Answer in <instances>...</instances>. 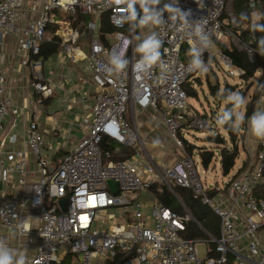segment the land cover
<instances>
[{
  "label": "built area",
  "instance_id": "1",
  "mask_svg": "<svg viewBox=\"0 0 264 264\" xmlns=\"http://www.w3.org/2000/svg\"><path fill=\"white\" fill-rule=\"evenodd\" d=\"M21 2L0 0V43L4 36L16 37L22 64L35 72L40 63L30 58L39 55L47 29L56 25L61 50L87 62L97 93L87 136L55 166L42 154L45 144L37 122L26 123L27 152L39 173L35 182L26 184L24 152H7L0 159V182L13 181L14 188H22L20 197L12 192L2 197L0 227L36 241L32 257L10 264H62L67 255L80 264H264L259 233L264 228V199L253 194L264 185V136L259 135L253 166L224 188L231 208L211 197L212 189L203 180L205 170L184 154L187 121V128L200 132L211 128L204 116L191 113L187 119L184 85L198 75L197 62L210 55L227 76L240 78L243 72L237 73L232 58L216 46L226 37L253 60V50L227 27L238 24L226 0H45L38 18L23 27L16 24L25 13ZM248 8L260 13L259 0H248ZM82 16L89 19L82 21ZM103 16L113 33L100 29ZM78 19L84 34L70 26ZM81 36L88 39L85 55L77 44ZM149 41L151 47L145 48ZM32 86L36 104L51 96L48 85ZM129 111H135L132 117L145 111L158 113L177 150L175 156L178 151L184 155L173 165L156 163L147 151L148 140L128 120ZM17 114L18 107L6 93L5 71L0 69V132L4 119ZM7 143L15 144L16 136L10 135L0 146ZM121 148L131 150V155L113 160ZM109 181L115 183V193ZM155 185L172 193L173 188L191 190L193 199L218 218L219 235L204 232L201 240L185 237L188 224L195 222L188 210L180 214L154 198L141 199L142 192ZM26 204L36 212L35 228L23 214ZM240 207L245 216L239 227L234 208ZM199 245L204 247L203 256L197 252Z\"/></svg>",
  "mask_w": 264,
  "mask_h": 264
},
{
  "label": "crops",
  "instance_id": "2",
  "mask_svg": "<svg viewBox=\"0 0 264 264\" xmlns=\"http://www.w3.org/2000/svg\"><path fill=\"white\" fill-rule=\"evenodd\" d=\"M44 1L45 0H22L21 3L23 8L25 9V13L22 17L16 20V24L23 27L28 23L34 22L39 16V11L41 10ZM226 1L230 4L232 0ZM229 4L227 3V6H229ZM261 15V12L257 14L250 11L251 22L256 25L260 24L262 21H264V19H262L264 15ZM78 26L76 25L74 26V28L78 29L79 32H82V34H84V30L81 27L79 28ZM149 31L153 33L154 26H152ZM50 34L54 35V32ZM47 36L46 40L50 38V35ZM82 39H84L87 43L88 39L85 36H81L77 42V44L80 45L81 52L83 53V55H85L88 52V44L82 41ZM16 45L17 40L14 36H4L1 39L0 69H3L5 71L6 93L9 95L12 104L18 107V114L16 116H7L4 119L3 130L0 132V143L2 140H7L10 135L16 136V143L13 145L7 143L5 147L0 146V159H4L7 152H24L28 161L25 181L26 184L29 185L38 179L39 173L35 161L27 152L24 132L26 123L31 120H35L37 122L38 128L41 132L45 144L42 154L48 158L51 166H55L65 155L72 152L76 148L77 144L87 136L88 124L91 116V108L97 90L93 83L91 71L87 66V62L81 58H70L67 54H65L60 48V40L57 51L51 56L47 58H42L40 56H34L30 58L32 62L37 61L38 63H40V65L35 69V72H33L28 66H24L22 64L23 55L20 52L16 51ZM210 58L211 56L208 55V58H205L206 62L205 60L197 62L199 73L188 82L187 87L196 93L195 97H197L198 94L195 88H201V82L205 83V81L206 84L208 83V85L211 87L212 85L209 84V78L211 76H216V74L214 73V69L216 68V66ZM207 62L209 63V65ZM203 77L204 80H202ZM35 82H41L48 85V87L52 91L51 96L43 98L40 104L35 103L38 97L32 86V84ZM261 92L262 93H260L257 107L254 113L258 115H264V90H261ZM211 96L214 97L213 95ZM42 104H45L49 108L56 106L57 108L61 109L62 111H60L65 115L64 118L66 119L63 121H58L57 126L54 125V115L48 113L45 109H42ZM226 111L230 113L231 108ZM190 113L191 112H189V109H187L188 120L190 119ZM138 115L135 117L128 115V117L130 116V122L138 127L141 136H144L149 142L151 141V138L155 136V134H158L157 132L161 128L159 125L156 126V124H148V122L144 121L141 118L140 114ZM156 117H158L159 120L161 119L159 115H156ZM213 118L214 120L216 119V114H214ZM142 121L145 124L144 127H146L145 130L143 129V131L145 132L144 135V132L140 131V123H142ZM63 127L67 128L71 132V134L77 136V138H74L73 140L74 142L76 141V144L72 147H69L68 149L62 147L61 143H58V138L55 139L57 136H59V132L63 129ZM245 128L246 132L244 131L245 129H243V134H245V136L236 144L237 157L239 148L244 151L245 155L244 159L241 161V166L234 173H232V170L234 169V166L236 164L237 157L235 159L234 166L230 170L228 175H223L220 164L221 148L226 147L228 150H231L233 147L232 143L229 147L227 145L218 146L214 143L208 142V144L216 146V152L214 151L215 149L207 150L212 151L214 160H219V173L221 177H227L228 181H222L221 185H219V181H213L207 185L206 181L204 180V183L209 186L210 189H212L210 191L211 197L215 198L220 204H222L223 207L226 208H231L232 206L225 198L224 188L226 184L231 180L239 177L246 169H250L255 161L259 135L253 133L250 119L246 122ZM161 130L163 132V128ZM243 131H240V133H242ZM216 134L220 135V132H213V129L212 132L210 130L209 134L207 133L208 137ZM243 134H241L240 136H242ZM225 135H227L226 132ZM221 136L223 135L221 134ZM186 142L189 145H193L189 141ZM152 144L154 145L155 149L159 150L155 155L152 156L154 160H158L156 163L162 165H173L179 160V155L175 156V152L177 150H175V147L170 142L169 147L175 150L171 155L163 154V152L159 148L160 144L159 146L156 145V142H152ZM195 146L196 145H194V147ZM161 149H163V147H161ZM201 152L202 151L200 150V153ZM198 164L201 165L200 157ZM3 165L6 167L9 165V162L6 161ZM203 169L206 172L203 179H206L208 170H215L214 167L211 166L207 169ZM228 177L230 178L228 179ZM11 183L12 184H4L0 182V201L2 200L4 194H11V192L13 195H16L18 197L21 196L22 188H14L13 181ZM234 210V220L236 224H239L240 227L242 218L245 216V212L241 209V207L238 210L234 208ZM23 214L27 217V219L31 220V227L35 228V226L37 225L35 217L36 212L30 207L29 204H26ZM259 233L260 236H262V242H264V228H261ZM35 248L36 241L33 239V237H18L15 231H7L0 227V255L8 258L10 263L15 260L27 259L32 257L35 253Z\"/></svg>",
  "mask_w": 264,
  "mask_h": 264
},
{
  "label": "trees",
  "instance_id": "3",
  "mask_svg": "<svg viewBox=\"0 0 264 264\" xmlns=\"http://www.w3.org/2000/svg\"><path fill=\"white\" fill-rule=\"evenodd\" d=\"M260 2V12L262 15H264V0H259ZM230 10L233 14V17L235 21L238 24V28H233L231 25L227 26L228 29L241 41L244 45L249 46L253 50V60L251 61L247 55V53L244 50H237L235 48L229 49L226 46L219 44L220 49L228 54L234 63V66L237 69V73L243 72L241 75L242 81H247L250 78H252L256 73H259L260 75L264 76V44H261L260 41L262 38H264V31H260L259 28L264 27V21H262L260 24L256 25L250 20V9L248 8V0H232L230 2ZM245 14L247 18L245 19L241 14ZM80 19V17H79ZM77 20V22H71L70 26H78L80 20ZM88 16H82L81 20L86 21L88 20ZM100 29L106 33H113L114 29L109 25L107 22V19L105 16L101 19ZM135 26L137 28L138 24L135 22ZM57 29L56 25L50 26L46 34L50 35V38L45 40L41 47L39 55L42 58H47L54 54L58 49L59 40L56 36L50 34L53 33ZM48 37V36H47ZM227 40H229L226 37ZM231 43V42H230ZM208 58V56L204 57L203 60ZM211 59V58H210ZM212 60V59H211ZM208 63V62H207ZM209 65V63H208ZM188 83L184 85L187 97L192 96L194 97L196 95L195 92H193L191 89L187 87ZM218 87L217 86H211L210 87V93L214 97L217 96ZM234 89L233 87L228 86L227 84L224 85L223 89V97H226L228 94H230V90ZM260 96V89L258 86L255 87V90L253 91V94L251 95L250 100L245 105L244 114L242 117L243 121H248L255 113L257 103ZM231 107V105L228 106V109ZM216 122L220 124V126L224 129L228 136V140L232 143V149L228 150L226 147H222L220 151V164H221V170L223 175H228L230 170L234 166L235 159L237 157V141H236V134L235 130L232 127L231 124H227L223 118L217 117ZM207 142L214 143L218 146H225L226 140L221 135H213L209 136ZM185 148L189 153L194 149V146L189 145L186 141H184ZM102 147H105L104 144H101ZM132 151L128 149L121 148L119 155H116L113 157V160H122L125 159L127 156L131 155ZM200 163L201 166L205 169H207L212 161V158L214 157L212 151L209 150H203L200 154ZM177 189H180L178 192L181 194V196H184V200L186 203H182L184 205V208L190 212L192 215L194 221L201 227L199 229L195 226V224L189 223L186 230L185 237L187 238H194L198 239L204 236L203 232L208 233L209 235L213 237H217L219 235V220L218 218L209 210L207 206L202 204L200 201L195 200L189 197H187L186 190H183L182 188H173V192H170L165 186L161 185H155L150 187L147 192L150 195H153V198L157 200L158 202H161L164 206L172 209L173 211H177V203H176V195H177ZM254 196L257 198L264 199V185H261L254 191ZM68 257V256H67ZM63 260L62 264H65V261L67 259ZM66 264H69L66 262Z\"/></svg>",
  "mask_w": 264,
  "mask_h": 264
},
{
  "label": "rangeland",
  "instance_id": "4",
  "mask_svg": "<svg viewBox=\"0 0 264 264\" xmlns=\"http://www.w3.org/2000/svg\"><path fill=\"white\" fill-rule=\"evenodd\" d=\"M227 3L229 4V2L226 1V5H227ZM229 6H230V4H229ZM229 6H227L228 10H230ZM262 19H264V17H262ZM96 36L98 37V35H96ZM82 41L87 43L84 39H82ZM219 44H222L229 49L235 48L232 46L230 41L227 40L226 38L223 39L222 42H216L217 47L219 46ZM141 45L142 44L140 43L139 47H141ZM211 59H212L214 65L216 66V68H218L217 63L212 56H211ZM216 68L214 69V73L216 74V76H211L210 78L208 76V78H209V84L210 85H212V86L216 85L218 87L217 97H212L210 95L211 94L210 93V91H211L210 86L208 85V83L206 84V81H205V83L201 82V84H200V85H202L201 88H199V89L195 88L197 93H198L197 97L189 96L187 99L189 112H191V113L197 112L194 114H198L200 116H202L203 114H206L203 116H205V118L210 119L209 124L211 126V128L205 129V130H203V132H200V130L193 128V127L187 128V124H189L190 121L189 122L187 121L186 125L183 126L185 128L183 130V132H185V135H187V137H188V138L185 137L187 139V141H189L191 144H193L192 146H194V145L197 146V147L195 146L196 148L194 147V149L191 151V153H189L187 151V149L184 148V154L185 155H193V158H194L196 163H199L198 154H200V150L201 151L207 150V149L214 150L216 147L215 145H210L207 142V140L209 138L207 133L209 134L210 130L212 132V129H213V132H220V135L222 134L224 136V139L227 141L226 145L229 147L231 146V142L228 140V136L225 135V131L222 129L220 124L216 122V119L214 120V118H213L214 114H216V118L220 117L219 114H220L221 110H228V105L229 104L231 105L230 113L234 117V121L232 122V127L235 130V134L237 135L236 140H237V142H239L245 136V134H243L244 131L246 132L245 125H246L247 121L242 120L244 110H245V105L249 101L250 96L253 94V91L255 90L256 86L259 87L260 93H262L261 90H264V76H262L260 74H255L249 80L242 81L241 78L229 77L223 71H221L219 68L218 69H216ZM210 74H212V73H210ZM205 78H206V76H205ZM202 80H204V77L202 78ZM224 84H228L230 87L234 88V89L230 90L231 91L230 94H228L226 97H223V95H224L223 94L224 93L223 92ZM237 94L241 97L240 101L235 99V96ZM42 109H45L48 113H51L54 115V125H56V126H57L58 121H63L66 119V118H64L65 115L61 113L62 110L57 108L56 106L49 108L45 104H42ZM131 113H135V111H129L128 115H131ZM140 115L144 121L148 122V124H156V126L159 125L161 129L163 128L162 124H160L159 118L156 117V115H158V114H154L151 111H145V112H141ZM128 120L131 121L130 116L128 117ZM144 125L145 124L142 121V123H140V131L141 132H144L143 129L144 130L146 129V127H144ZM161 129H159V131L157 132L158 134H155L156 137L155 136L152 137L151 141H149L147 143V147H146L147 151L152 156L155 155L159 151L158 149L154 148V145L152 144V142H154V143L156 142V145L159 146V144H160V146L163 147V149H161V147L159 146V148L163 152V154H170L171 155L176 150V149L175 150L171 149L169 147V141H168V138L165 134L164 128H163V132ZM243 129H245V130L243 131ZM240 131H243V132L240 133ZM144 134H145V132L143 133V135ZM241 134H243V135L240 136ZM140 135H141V133H140ZM239 136H240V138H239ZM142 137H144V136H142ZM74 138H77V136L74 134H71V132L67 128L63 127V129L59 132V136H57L55 139L58 140L59 144L61 143L62 147L68 149L69 147H72L73 145L76 144V141L75 142L73 141ZM239 145H240V143H239ZM214 151L216 152L217 150L215 149ZM184 154L182 153V155H184ZM178 155L182 156L179 151H178ZM244 155H245L244 151L241 148H239L238 157L236 159V164L234 166V169L232 170V173H234L241 166V161L244 159ZM157 161L158 160L156 159L155 162H157ZM218 161L219 160H216V159L214 160V158H212V161H211L209 167L210 166L214 167L215 170L214 171H211V170L207 171L206 179H203L206 181L207 185L213 181H219V185H221L222 181H224V180L228 181L227 177H221V175L219 173V164H218L219 162ZM229 178L230 177H228V179ZM179 190L180 189H177V195H176V203H177V207H178L176 212L181 214V213H184V211H185L183 204L186 203V201L184 200L185 199L184 196H181V194H179V192H178ZM183 190H186L187 197L192 199V191L189 189H183ZM141 199H144V201H146V199H150V202H151V201H153V196L150 195L147 191H145V192H142ZM192 224H195L196 227L201 229L195 222H192ZM205 236L206 235L204 234V236H202L201 238L199 237L200 240L203 239ZM197 252L200 256H203L204 255V247L202 245H199L197 247ZM67 256H66L67 259L65 261V264H66V262L69 264H80L79 261L77 260V258L73 257V255H67Z\"/></svg>",
  "mask_w": 264,
  "mask_h": 264
},
{
  "label": "clouds",
  "instance_id": "5",
  "mask_svg": "<svg viewBox=\"0 0 264 264\" xmlns=\"http://www.w3.org/2000/svg\"><path fill=\"white\" fill-rule=\"evenodd\" d=\"M245 19L247 18V16L245 14H241ZM260 31H264V27L259 28ZM261 44H264V38L261 39L260 41ZM145 48H150L151 47V41L147 42L144 45ZM235 99H237L238 101L241 100V97L237 94L235 96ZM250 123L252 126V131L254 134L257 135H262L264 136V115H258V114H254L251 118H250ZM0 264H10L8 258H4V257H0Z\"/></svg>",
  "mask_w": 264,
  "mask_h": 264
},
{
  "label": "water",
  "instance_id": "6",
  "mask_svg": "<svg viewBox=\"0 0 264 264\" xmlns=\"http://www.w3.org/2000/svg\"><path fill=\"white\" fill-rule=\"evenodd\" d=\"M223 120L227 123V124H231L234 121V117L226 110H221L220 114H219ZM108 187L110 188L112 193H115L116 189H115V183L112 181H109L108 183ZM65 203L64 200H62L60 202V205L63 206Z\"/></svg>",
  "mask_w": 264,
  "mask_h": 264
}]
</instances>
